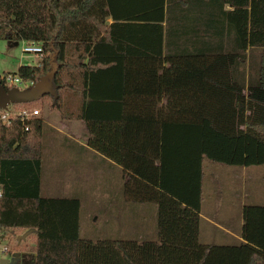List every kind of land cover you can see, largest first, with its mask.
Segmentation results:
<instances>
[{"label":"trees","instance_id":"trees-1","mask_svg":"<svg viewBox=\"0 0 264 264\" xmlns=\"http://www.w3.org/2000/svg\"><path fill=\"white\" fill-rule=\"evenodd\" d=\"M0 40L41 45L16 74L58 66L50 111L121 167L126 202L157 209V241L80 239L79 201L40 196L42 119H12L0 243L33 230L31 264H264V206L243 208L238 245L199 243L204 160L264 166V0H0Z\"/></svg>","mask_w":264,"mask_h":264},{"label":"rangeland","instance_id":"rangeland-1","mask_svg":"<svg viewBox=\"0 0 264 264\" xmlns=\"http://www.w3.org/2000/svg\"><path fill=\"white\" fill-rule=\"evenodd\" d=\"M21 49L22 42L17 43L15 46L14 44L0 40V76L4 74H15L19 66H36V64H39L42 58L39 59L37 55L22 54ZM16 106L18 105H10V108L8 107L7 109L15 110ZM30 107L39 112L38 119H42L44 123L42 134V171L44 172L51 166L50 164H46L47 159L45 157L47 155H73L66 153L46 154L45 151L48 147L79 144L82 140L79 132L71 135L67 129L61 127L59 123L62 120L58 114L50 111L48 99L41 98L37 102L30 104ZM80 124L82 130H85L84 124ZM63 168L64 170H71L66 164ZM232 168L236 167L204 160L202 213L220 226H226V223L235 216V211L240 202L239 200L246 199L248 200L246 204H249V197L251 194L264 193V166L249 167V171L256 172V175L249 176L245 185L242 184V180H234L232 178L233 175L228 171L233 170ZM73 170L81 171L82 168H75ZM88 173L89 178H76L67 184L66 178L57 179L54 173V177L57 181L59 180V184L53 185L54 189L52 190L57 192L58 189L56 188L59 187L65 190V194H48L49 198H78L80 203V239L92 242L107 239L122 241L138 239L140 242L157 241V209L155 205L127 203L123 199L122 188L124 180L120 172L116 173V171L113 170L112 173L110 172L106 175L96 172V168L95 170L89 168ZM45 182L46 175L43 174L42 183ZM243 194L245 195L244 198H242ZM41 197H47V194L42 192ZM250 204L256 205L255 202ZM257 204H259V202ZM23 234L17 231L15 233V235H17L16 237L7 236L6 239L0 243L6 245L10 249L9 253L1 255L2 258L11 259L16 253L21 256L22 252L31 250V246L34 243V235L30 234L18 243L17 237ZM210 234L211 232H208L206 235ZM204 239L207 238L202 236V242L205 241Z\"/></svg>","mask_w":264,"mask_h":264},{"label":"crops","instance_id":"crops-1","mask_svg":"<svg viewBox=\"0 0 264 264\" xmlns=\"http://www.w3.org/2000/svg\"><path fill=\"white\" fill-rule=\"evenodd\" d=\"M110 22V20H109ZM39 62V61H38ZM37 65V64H36ZM21 67V66H19ZM161 109H162V119L164 121L167 120V113L168 108L166 107L165 102L161 103ZM181 119V117H179ZM73 123V124H72ZM83 123L81 121H61L59 124H61V127L63 129H67V131L73 135L76 132L80 133V138L82 140L81 143L76 144H69L66 146H50L45 151L46 154L51 153H66V154H73L72 156H50L47 155L45 158L47 159L46 164H50L51 166L48 167L44 172L43 170V161H42V145H41V172H40V196L42 192H45L47 194V197L42 198H49L48 194H65V190L61 188L58 189L57 192L53 191V185L59 184L60 178H66V184L70 183L71 180L79 178V179H87L89 178L88 169L92 168L96 172L100 174H108L112 173L113 170L116 171V173H121L122 179L125 182L124 174L122 172L121 167L114 164L110 160L104 158L100 154L96 153L94 150H92L90 147L87 146L86 141L88 139V133L85 130H82L81 124ZM84 124V123H83ZM69 167L71 170H64V166ZM95 167V168H94ZM235 167V166H232ZM75 168H82V170L74 171ZM203 169H204V162H203ZM231 169V168H228ZM233 170H228L230 174H232V178L234 180H242V184H246V180L249 176L256 175V172L249 171V167H236L232 168ZM95 172V171H94ZM55 173V178L54 177ZM43 174L46 175V182L42 183V177ZM204 174V173H203ZM104 176V175H102ZM124 184V183H123ZM203 184V180H202ZM245 193V191H244ZM244 194L242 195V198H244ZM61 199H77L78 198H64V197H57ZM124 199V197H123ZM250 203H256L257 206H264V193H255L251 194L249 197ZM125 200V199H124ZM79 201V200H78ZM239 205L237 206V210L235 211V216L229 220L226 223V226H220L217 223L213 222L211 219L207 218L202 213V207L200 208V223H199V243L202 245L207 246H236L239 243L243 242L241 233H242V227H243V218H242V211L243 208L247 205L252 204H246L248 200L241 199L239 200ZM259 202V204H257ZM129 203V202H127ZM202 204V203H201ZM229 214V213H228ZM112 217V216H111ZM135 223V221H134ZM127 224V223H126ZM125 224V225H126ZM129 225V224H127ZM129 227V226H127ZM205 229V230H203ZM20 232V234L25 233V230H16V232ZM208 232H211L210 235H206ZM34 235L33 238V245L31 246V250L25 251L21 253V256L16 259V264H31L32 260L34 259L35 250H36V234L35 232L31 233ZM156 236H157V230H156ZM202 236H204L207 239H204L205 241L202 242ZM209 237V239H208ZM212 240V241H211ZM2 246H4L2 244ZM12 258V257H11ZM6 258H1V260H5ZM10 260V259H7Z\"/></svg>","mask_w":264,"mask_h":264},{"label":"built area","instance_id":"built-area-1","mask_svg":"<svg viewBox=\"0 0 264 264\" xmlns=\"http://www.w3.org/2000/svg\"><path fill=\"white\" fill-rule=\"evenodd\" d=\"M22 54L27 55H37L39 56V59L42 58L43 51L41 48V45L36 42H22ZM35 83L32 80H26L24 78H21L18 74H4L3 76H0V85L4 87L5 89H18V90H25L33 86ZM10 108V107H9ZM0 110V122L7 124L12 119H19L22 123H26L32 120H35L38 118L39 112L37 110H33L30 107V104L25 105H18L16 106L15 110ZM28 127L24 128V131H28ZM1 190H0V197H1ZM10 249L2 244H0V260L1 255H4L6 253H9Z\"/></svg>","mask_w":264,"mask_h":264},{"label":"water","instance_id":"water-1","mask_svg":"<svg viewBox=\"0 0 264 264\" xmlns=\"http://www.w3.org/2000/svg\"><path fill=\"white\" fill-rule=\"evenodd\" d=\"M16 46L17 43H14ZM58 71V66H54L49 72L42 76L38 82L25 90L5 89L0 85V110H7L10 105H25L32 104L40 100L44 95L55 97V89L53 88V78ZM33 233V230L25 232L22 236L17 237V242H21L28 235ZM19 255L16 253L10 260H0V264H16V259ZM35 258V255H34Z\"/></svg>","mask_w":264,"mask_h":264}]
</instances>
